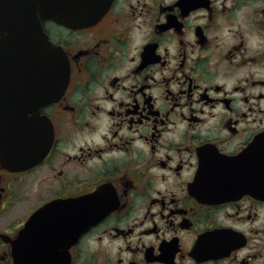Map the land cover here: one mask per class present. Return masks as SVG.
Wrapping results in <instances>:
<instances>
[{"label": "flooded vegetation", "instance_id": "flooded-vegetation-1", "mask_svg": "<svg viewBox=\"0 0 264 264\" xmlns=\"http://www.w3.org/2000/svg\"><path fill=\"white\" fill-rule=\"evenodd\" d=\"M40 25L69 76L40 126L0 81L25 121L0 153V264H264V0H111L87 27Z\"/></svg>", "mask_w": 264, "mask_h": 264}, {"label": "water", "instance_id": "water-1", "mask_svg": "<svg viewBox=\"0 0 264 264\" xmlns=\"http://www.w3.org/2000/svg\"><path fill=\"white\" fill-rule=\"evenodd\" d=\"M111 0H0V81H8L15 74L16 92L31 94L33 117L31 123L40 126V106L53 101L56 92L44 95L46 82H58L61 91L68 81L69 71L60 51L52 47L42 31L40 21H53L71 28L94 23L107 9ZM22 36L24 43L8 52L2 44ZM43 64L44 68L41 67ZM10 65V70L8 66ZM13 80V77H12ZM49 85V84H48ZM50 87V85H49ZM51 88V87H50ZM20 103L16 102V109ZM0 111V153L5 160L16 144L15 131L24 132V119L4 117ZM23 264V263H21Z\"/></svg>", "mask_w": 264, "mask_h": 264}]
</instances>
